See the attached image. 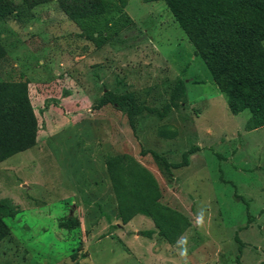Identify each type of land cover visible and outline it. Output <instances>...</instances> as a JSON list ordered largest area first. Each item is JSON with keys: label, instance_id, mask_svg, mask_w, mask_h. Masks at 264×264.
<instances>
[{"label": "rangeland", "instance_id": "rangeland-1", "mask_svg": "<svg viewBox=\"0 0 264 264\" xmlns=\"http://www.w3.org/2000/svg\"><path fill=\"white\" fill-rule=\"evenodd\" d=\"M12 1L16 8L0 18V81L24 83L38 132L33 146L0 161V200L14 208L11 215L0 211L7 228L0 236V264H162L153 259L161 255L170 259L165 264H179L162 236L144 234L154 226L149 216L137 213L128 223L132 229L122 221L109 226L117 206L105 188L103 165L118 153L132 154L151 170L162 202L196 219L179 242L195 248L186 264L263 259L264 126L246 130L248 110H228L166 4L127 0L123 9L134 25L97 47L56 0L29 9L24 0ZM178 78L184 88L177 106L165 118L147 111L136 115L135 131L126 108L112 102L97 107L110 89L161 110ZM3 103L5 110L17 107L11 98ZM163 124L178 135L160 137ZM196 145L188 166L169 170L142 153L155 149L178 163ZM92 178L102 182L105 199L90 196ZM102 214L109 217L100 224ZM236 234L245 242L241 262ZM125 242L150 249V262H139Z\"/></svg>", "mask_w": 264, "mask_h": 264}, {"label": "trees", "instance_id": "trees-1", "mask_svg": "<svg viewBox=\"0 0 264 264\" xmlns=\"http://www.w3.org/2000/svg\"><path fill=\"white\" fill-rule=\"evenodd\" d=\"M50 0H24L26 9ZM60 10L81 29L82 35L97 47L116 38L134 25L124 11L127 0H56ZM145 2L158 0H143ZM172 16L187 34L194 46V53L206 63L211 78L225 96L228 110L238 114L248 110L250 116L246 130L264 126V0H162ZM16 5L12 0H0V18H6ZM2 47L0 44V58ZM184 81L178 78L171 99L161 110L137 104L131 94H117L106 89L97 107L112 102L119 109L126 108V116L135 131V116L143 111L165 118L177 106L179 92ZM17 101L15 110H5L4 101ZM38 123L20 80L0 81V161L16 152L29 149L37 141ZM162 138H175L178 131L169 124L158 128ZM199 149L191 147L184 152L181 162L172 163L155 149H142L151 153L157 164L166 169L189 164V156ZM106 172L117 206V215L127 222L136 213L150 216L157 230L150 228L145 235L158 231L169 242L176 243L192 224L190 217L180 209L160 200L161 190L151 170L130 153H118L108 157ZM0 211L11 215L14 208L0 200ZM0 236L7 233L0 218ZM239 242L237 260L241 262L244 246ZM242 264V262H241ZM257 264H264V259Z\"/></svg>", "mask_w": 264, "mask_h": 264}, {"label": "crops", "instance_id": "crops-1", "mask_svg": "<svg viewBox=\"0 0 264 264\" xmlns=\"http://www.w3.org/2000/svg\"><path fill=\"white\" fill-rule=\"evenodd\" d=\"M196 153L194 152V153H191L190 154V156H189V164H190V162H191V158L195 155ZM91 162H93L94 163V158H92L91 157ZM188 164V165H189ZM188 165H186V166H188ZM91 168H93V167H91ZM103 171L105 172V173H107L106 172V170H107V168H106V164L104 163V165H103ZM92 171H93V173H95L94 172V170L92 169ZM108 179V181H106V183H107V186H105V188H106V190L109 192V194H110V196H112L113 197V199H114V201H115V197H114V192H113V189H112V186H111V181H110V178L109 177H107ZM91 191H90V196H95V197H97V198H101V199H105L109 194H106L105 193V189L103 188V184H102V182H98L96 179H91ZM102 184V185H101ZM109 186V187H108ZM107 187H108V189H110V190H108L107 189ZM182 211V210H181ZM137 214V213H136ZM135 214V215H136ZM189 217H190V219L192 220V224L186 229V231L185 232H188L191 228H193L194 227V221L196 220L195 218H193L192 216H190L188 213H186ZM100 215V214H99ZM117 214H115L114 215V217L112 216V220H111V222H108V220H107V218L109 217V216H107V214H102L101 216H100V224L102 223V222H104V221H107L108 223H109V226H110V223H116L117 225L122 221V219L118 216H116ZM135 215L130 219V220H128L127 222H124V224H125V227H128V223L129 224H133V218L135 217ZM148 216V215H147ZM150 217V216H149ZM151 218V217H150ZM153 220V219H152ZM198 223H199V219H198ZM122 224V223H121ZM129 229H132L133 227H128ZM127 228V229H128ZM151 228H155V230H157V227H156V225H155V223H154V226L152 227L151 226ZM185 232L180 236V238L178 239V241L176 242V243H171V242H169L163 235H161L160 233H158V231H154L153 232V234L152 235H160V236H162L161 238H163L162 239V241H163V243L165 244V241L168 243V244H170L168 247L169 248H173V250L175 251V254H176V256L178 257V261L176 262V263H179V264H186L187 263V258H188V256L190 255V254H192L194 251H195V248H190V247H187V256L185 257V256H183V255H181V251H182V248L184 247V245L183 244H179V242L182 240V238H183V236H184V234H185ZM133 235V234H132ZM149 237H151V236H149ZM126 243V242H125ZM179 244V245H176V244ZM126 246L128 247V249L130 250V252H132L134 255H135V257L139 260V262H141V263H148V262H150V257L146 254V253H148V250H150V249H148V248H145V250L144 251H139V250H135L134 249V247L133 246H130V245H128V243H126ZM151 246V245H150ZM147 247V246H146ZM163 248L165 249V248H167V246H163ZM202 248V247H201ZM153 249V248H152ZM216 250V249H215ZM221 252H222V249H219V248H217V251L215 252V261L216 262H220V261H222L221 259H220V254H221ZM155 261H157L158 263H162V264H165V263H167V262H169V260L170 259H165L164 258V256L163 255H161V256H159V257H154L153 258ZM264 259V258H263ZM166 260V261H165ZM262 259H260L259 261H261ZM258 261V262H259ZM257 262V263H258Z\"/></svg>", "mask_w": 264, "mask_h": 264}, {"label": "clouds", "instance_id": "clouds-1", "mask_svg": "<svg viewBox=\"0 0 264 264\" xmlns=\"http://www.w3.org/2000/svg\"><path fill=\"white\" fill-rule=\"evenodd\" d=\"M202 218V217H201ZM181 255L183 256H187V247H186V242H185V246L182 248V251H181Z\"/></svg>", "mask_w": 264, "mask_h": 264}]
</instances>
